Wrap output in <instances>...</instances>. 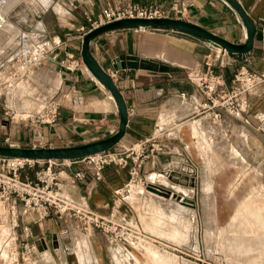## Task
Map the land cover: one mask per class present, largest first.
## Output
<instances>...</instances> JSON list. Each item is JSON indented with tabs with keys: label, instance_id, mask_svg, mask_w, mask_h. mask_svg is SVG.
I'll return each instance as SVG.
<instances>
[{
	"label": "crops",
	"instance_id": "obj_1",
	"mask_svg": "<svg viewBox=\"0 0 264 264\" xmlns=\"http://www.w3.org/2000/svg\"><path fill=\"white\" fill-rule=\"evenodd\" d=\"M41 1L52 3V0ZM123 1L65 0L62 4L57 1L49 5L45 17H34L28 24V30H19H32L34 23L41 20L46 34L59 36L61 44L51 53L55 58L45 59L43 67L46 68V75L52 76L54 85L60 84L57 96L61 106L57 121L39 128L29 127L14 119L6 122L8 118L1 114V128L7 125V129L2 131L5 134L2 137L4 143L80 144L104 138L118 128L119 110L108 90L85 65L67 70L59 61L66 51L80 55L82 37L88 30L80 36L76 30L78 27L83 25L88 29V18H95L101 7ZM130 1L167 7L172 0ZM180 1L185 6L182 18L198 23L228 40H244L240 18L223 0ZM238 1L257 27L253 48L245 55H228L194 33L163 27L114 28L97 34L90 41V52L112 76L128 111L125 134L119 142L126 145L140 142L153 134L156 125L168 132L159 137L162 149L139 167L141 182L137 183L142 185L145 182L152 195L159 193L155 188L173 190L174 195L177 190L170 184V176L174 169L194 170L193 155L202 152V143L209 148L211 141L217 153H231L236 144L242 146L239 149L241 153L264 154V82L248 92V105L243 117L222 113L213 120L210 110L197 112L204 97L186 77L187 70L202 68L206 58L213 62L214 70L227 81L242 64L253 69H264V32L259 28L260 19L264 18V0ZM14 21L11 23L21 26L26 22ZM19 35L12 47L4 48L5 57L19 50ZM39 166L25 169L23 173L33 177ZM54 169H62L64 174L70 173L68 177L60 176L62 185L59 194L65 202L80 208L82 216L96 214L114 221L117 226L123 218L132 220V210L126 204V193L138 177L131 176L128 168L105 166L99 179L80 160L71 161L69 166H55ZM78 170L84 173L83 177L74 175ZM160 194L166 195L164 192ZM182 194L194 198L193 193ZM6 204L10 209V203ZM74 216L62 220L53 212L45 216L36 212L22 213L18 206L20 224L29 227L30 264H68L66 251L76 249L82 235L93 256L92 260H97V264H119L123 251L131 246L91 223L85 228L78 224L73 227L75 218L81 215L76 213Z\"/></svg>",
	"mask_w": 264,
	"mask_h": 264
},
{
	"label": "rangeland",
	"instance_id": "obj_2",
	"mask_svg": "<svg viewBox=\"0 0 264 264\" xmlns=\"http://www.w3.org/2000/svg\"><path fill=\"white\" fill-rule=\"evenodd\" d=\"M57 1L62 4L65 0H52L51 4L41 0H0V60L5 57L4 48L16 43L19 30H28L32 19L45 17L49 5ZM23 19V26L11 23ZM1 114L8 118L6 122L10 120L0 107ZM4 129L7 125L0 126V144H4ZM210 143L209 148L202 143V152L193 155L194 170L174 169L168 179L177 190L174 195H152L145 182H132L125 192L132 220L126 217L117 223L125 233L121 241L131 247L123 251L119 264H264V154L241 153L242 146L236 144L231 153H217ZM182 193H193L194 202L180 201ZM69 206L74 208L73 204ZM68 211L57 217H75L73 210ZM79 215L73 227L78 224L85 228L87 218ZM12 217L7 204L1 203L0 264L6 260L8 264H27L12 239ZM105 220V224H115ZM66 252L68 264H97L83 235L78 247ZM151 252L162 254L163 259L158 261Z\"/></svg>",
	"mask_w": 264,
	"mask_h": 264
},
{
	"label": "built area",
	"instance_id": "obj_3",
	"mask_svg": "<svg viewBox=\"0 0 264 264\" xmlns=\"http://www.w3.org/2000/svg\"><path fill=\"white\" fill-rule=\"evenodd\" d=\"M184 10L185 6L180 0H172L167 7L125 0L104 5L95 18H88L90 23L88 29L82 25L76 30L82 36L87 30L115 19L181 17ZM259 28L264 32V18L260 19ZM18 40L19 50L7 55L0 63V107L10 119L24 122L29 127L52 125L58 119L61 106L57 96L60 84L54 85L52 76L46 75L43 61L47 58H55L51 53L61 44V40L58 35L46 34L45 31L35 28L22 31ZM59 62L67 70H74L84 65L80 55L69 51L64 53V58ZM203 64L202 68H191L186 71L187 79L198 87L204 97L196 109L197 112L210 110L213 120L219 118L222 113L237 118L243 117L248 105V92L257 84L264 82V69H253L242 64L227 81L214 70L213 62L209 58L204 59ZM162 133L168 134L162 126L156 125L153 134L140 142L132 145L118 142L112 148L81 158L34 159L0 154V204L10 203V211L13 215L12 239L18 243L17 253L22 260L30 264L31 245L28 240V225H21L19 222L18 206L22 213L36 212L43 216L53 212L61 217L69 213L68 210L81 214L80 208L70 207L60 197L59 191L62 185L60 176L68 177L70 173L64 174L62 169L55 170V166H69L71 161L80 160L92 169L96 179L101 177L102 169L108 165L128 168L131 176L138 177L141 164L162 149L159 138ZM38 165L40 166L34 171L33 177L25 174L21 176L25 169ZM74 175L83 177L84 173L78 170ZM136 182H141V178L138 177ZM155 191L173 195V190L162 191L161 188H155ZM179 200L193 202V198H187L185 195H181ZM85 218L88 223L110 233L113 237L119 240L125 239L123 236L125 233L119 226L113 223L105 224L106 220L103 217L91 214Z\"/></svg>",
	"mask_w": 264,
	"mask_h": 264
},
{
	"label": "water",
	"instance_id": "obj_4",
	"mask_svg": "<svg viewBox=\"0 0 264 264\" xmlns=\"http://www.w3.org/2000/svg\"><path fill=\"white\" fill-rule=\"evenodd\" d=\"M223 1L234 10L242 22L244 29V40L241 42L228 40L227 38L207 29L206 27L186 20L182 17L171 16L115 19L88 30L82 37L80 57L91 75L108 90L109 94L114 99L119 110L118 128L104 138L80 144L35 146L4 143L0 144V154L34 159H73L81 158L109 149L117 144L125 134L128 120V111L124 99L117 89L112 76L100 65L97 59L90 52L89 45L92 38L103 31L120 27H163L194 33L218 46L228 55H245L253 48L257 27L253 19L248 15L238 0ZM34 28L40 31H45V27L41 20H37L34 23Z\"/></svg>",
	"mask_w": 264,
	"mask_h": 264
},
{
	"label": "bare ground",
	"instance_id": "obj_5",
	"mask_svg": "<svg viewBox=\"0 0 264 264\" xmlns=\"http://www.w3.org/2000/svg\"><path fill=\"white\" fill-rule=\"evenodd\" d=\"M1 232H2V231L0 230V233H1ZM148 247H149V246H148ZM148 247H147L148 250H150V249L152 248L151 246H150V248H148ZM153 252H156V251H154V248H153ZM153 252H151L152 255H153V257L156 258V259H159L158 261H160L161 257H162V259H163V255H162V254L157 255L156 253H158V252H156V253H153ZM3 264H8L7 260L4 261Z\"/></svg>",
	"mask_w": 264,
	"mask_h": 264
}]
</instances>
